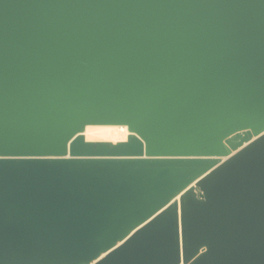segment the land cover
Wrapping results in <instances>:
<instances>
[{"label":"water","instance_id":"95a60500","mask_svg":"<svg viewBox=\"0 0 264 264\" xmlns=\"http://www.w3.org/2000/svg\"><path fill=\"white\" fill-rule=\"evenodd\" d=\"M0 264H264V0H0Z\"/></svg>","mask_w":264,"mask_h":264},{"label":"bare ground","instance_id":"6f19581e","mask_svg":"<svg viewBox=\"0 0 264 264\" xmlns=\"http://www.w3.org/2000/svg\"><path fill=\"white\" fill-rule=\"evenodd\" d=\"M84 134L88 140L117 142L127 140L130 132L125 125H88Z\"/></svg>","mask_w":264,"mask_h":264}]
</instances>
